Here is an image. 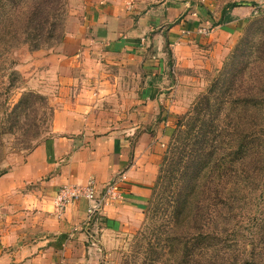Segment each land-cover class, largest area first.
<instances>
[{"label":"rangeland","instance_id":"374dc122","mask_svg":"<svg viewBox=\"0 0 264 264\" xmlns=\"http://www.w3.org/2000/svg\"><path fill=\"white\" fill-rule=\"evenodd\" d=\"M211 1L227 6L241 5L249 0ZM34 3L35 0H0V90L3 91L0 102L7 99L13 107L28 90L42 94L47 101L44 106L37 100V113H30L27 118H23L24 115L21 124L3 135L0 175L38 144L58 136L60 133L54 124L57 111L66 114L70 108L77 110V105H81L79 108L83 111L69 115L80 123L86 121V124H72L70 131H77L74 134L97 137L119 132L128 135L133 144L141 133L146 132L153 137V144L160 138L164 141L165 156H175L169 161L163 160L160 165L154 194L144 208L142 218L129 227L113 228L107 236L106 243L101 245L104 251L100 264H143L147 248L154 241L149 212L166 203L172 191L184 196L202 176V181L209 186L217 185L222 189L220 193L226 203L242 190L250 191L240 178L250 176L253 182L258 155L255 134L264 126V7L248 18L236 35L226 40L222 52L209 43H198L195 49L182 51L180 65L176 67L180 77L176 78L171 107L161 105L153 110L143 93L146 76L134 59L109 58L91 49L77 60L75 57L67 59L69 66L62 65V68L61 64L52 67L44 61L58 55L56 50L60 41L51 40L35 49L24 39L9 40L11 46L3 49L1 34L7 32L9 37H15L21 27L16 22L17 16H22L21 10L28 11ZM60 3V12L65 15L63 29L68 34L80 16V9L73 0H61ZM241 44L245 48L243 51L242 48L237 50ZM11 71L20 73V77L6 92V74ZM204 114L215 119L209 142L204 149H195L190 155L183 145L192 118ZM196 157L197 165L194 163ZM227 158L231 159L228 167L225 166ZM234 160L236 165L230 167ZM197 174H200L197 180L192 181ZM229 174L232 179L228 184ZM262 195L260 188L250 194L254 204L250 201L249 204L253 209L257 208L256 196L261 199ZM241 206L236 208V213ZM223 207L224 204L220 206ZM163 261V258L156 260L159 264Z\"/></svg>","mask_w":264,"mask_h":264},{"label":"crops","instance_id":"0c3cea01","mask_svg":"<svg viewBox=\"0 0 264 264\" xmlns=\"http://www.w3.org/2000/svg\"><path fill=\"white\" fill-rule=\"evenodd\" d=\"M262 1L229 8L211 0H73L80 16L58 55L44 61L52 67L69 66L67 59L77 60L91 49L109 58L134 59L146 76L143 93L149 106L169 109L181 52L198 43L222 52L226 40L264 7ZM201 25H213L214 30L200 34ZM77 110L57 111L54 124L60 134L0 175V264H100L101 245L113 228L129 227L142 218L164 160V141L153 144L146 132L133 144L119 132L74 134L72 124H86L69 115ZM89 180L101 191L115 187L117 196L109 197L95 217L89 216L85 198L60 213L55 198L61 187L84 186Z\"/></svg>","mask_w":264,"mask_h":264},{"label":"trees","instance_id":"16d2710c","mask_svg":"<svg viewBox=\"0 0 264 264\" xmlns=\"http://www.w3.org/2000/svg\"><path fill=\"white\" fill-rule=\"evenodd\" d=\"M60 1L35 0L28 11L21 10L23 15L17 16L16 19V22L21 25L15 32L16 38L9 37L7 32L4 35L1 34L3 49L11 46L9 40L24 39L31 42L35 49L51 40L63 42L67 34L63 29L65 15L60 12ZM236 5L238 4H229L226 7L232 8ZM223 11L225 13V8ZM228 18L231 17L228 16ZM5 35L9 38L6 39ZM242 47L243 44L237 50ZM243 50L245 48H242ZM6 76L8 82L5 90L8 92L15 83L13 81L20 77V73L11 71ZM1 93H3L2 90H0ZM6 100L0 102V162L4 156L3 135L12 132L18 124H21L24 115L23 118H27L30 113H37V100L47 106L45 96L32 90L25 92L13 107ZM52 115V109H50V117ZM214 121L215 119H210L206 114L192 118V126L183 149L190 151V155L195 153V149H204L205 144L209 142ZM196 124L200 126L197 127ZM255 137L258 143V155L255 158L256 175L253 182L250 176L244 175L240 178L250 191L242 190V195L239 192L233 196L231 202L226 203L220 193L222 189L217 185L209 186V183L203 182V176L184 196L172 191L166 203L160 208L156 206L157 208L149 212L150 232L154 235L152 238L154 241H151L147 248L143 264H159L156 260L162 258L164 261L160 264H264L263 125ZM249 143L250 141L246 144V149ZM197 154L203 155V153ZM233 156L236 158L235 155ZM174 157L173 154L165 156L164 160L169 161ZM230 160L226 159V167ZM194 163L197 165V157ZM233 165H236L235 160L230 167ZM199 175L197 174L192 181L195 182ZM227 177L229 184L232 176L229 174ZM259 188L263 198L256 196L257 208L253 209L249 204V201L254 204L250 194ZM223 204L224 207L220 208ZM240 204L242 206L236 213V208ZM218 209L220 211L217 215Z\"/></svg>","mask_w":264,"mask_h":264},{"label":"built area","instance_id":"2783aa9c","mask_svg":"<svg viewBox=\"0 0 264 264\" xmlns=\"http://www.w3.org/2000/svg\"><path fill=\"white\" fill-rule=\"evenodd\" d=\"M214 30L213 25H204L198 27V32L203 35H208ZM116 189L113 186H108L102 191L98 190V185L95 180H89L84 186L64 185L61 187L58 196L55 198L56 206L60 213L64 212L68 205L75 200L85 198L88 203V212L90 217L101 215L106 201L109 197H116Z\"/></svg>","mask_w":264,"mask_h":264}]
</instances>
